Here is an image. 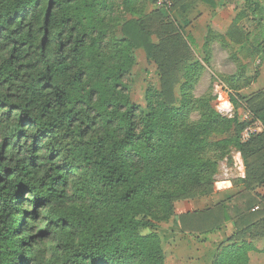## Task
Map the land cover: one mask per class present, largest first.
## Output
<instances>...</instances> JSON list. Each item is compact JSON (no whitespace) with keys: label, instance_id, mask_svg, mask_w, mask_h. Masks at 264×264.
I'll list each match as a JSON object with an SVG mask.
<instances>
[{"label":"trees","instance_id":"obj_1","mask_svg":"<svg viewBox=\"0 0 264 264\" xmlns=\"http://www.w3.org/2000/svg\"><path fill=\"white\" fill-rule=\"evenodd\" d=\"M200 2L216 9L214 0ZM248 10L250 49L264 58V21L256 5ZM145 12V0H0V264H165L160 237L144 231L169 222L175 201L214 194L218 164L232 149L245 168L235 198L179 215L178 226L203 235L231 222L233 238L260 234L264 130L240 136L254 121L264 127V99L249 97L251 122L222 117L211 97L195 99L202 66L169 50L189 54L182 29ZM153 15L157 42L145 23ZM217 37L207 27L206 64ZM135 51L159 80L146 90V113L125 85ZM224 80L240 90V79ZM248 250L242 244L214 264H248Z\"/></svg>","mask_w":264,"mask_h":264},{"label":"rangeland","instance_id":"obj_2","mask_svg":"<svg viewBox=\"0 0 264 264\" xmlns=\"http://www.w3.org/2000/svg\"><path fill=\"white\" fill-rule=\"evenodd\" d=\"M152 0H145L146 4V17H149V14L152 12H158L161 15L164 21L173 22L176 27H180L183 32H181V38L189 49V54L185 55L183 51L179 50L174 51V49L169 46L170 52L173 54L176 53L177 59H180L181 55L184 56L182 61L190 62H199L202 66V70L198 72V80L193 84L191 94L195 99H200L204 97H211V106L214 110L225 118L237 117L239 122H251L253 116L251 113L250 105L247 104L249 97L252 95L258 94L261 95V98L256 100L255 105L260 104L264 99V58L257 56L252 53L249 45L250 37L246 34H253L255 24L252 23L253 16L251 15L248 7L256 5L258 12L255 14V17L259 20L264 21V0H256L252 2H245L244 0H221L220 7L224 9V17L227 24L222 23L221 25L211 26L210 29L214 34L219 35L215 41L209 45V62L206 64L204 62L205 58H208V53L203 52V37L206 34V28L204 31L197 29L198 35L196 33V40H193V43L190 42L191 32L187 29L190 28V21L187 18L183 17V14L178 12V4L173 5L170 9H158L155 7ZM118 14H121L122 19L131 18L126 13H122L118 8L116 9ZM243 13L245 18L241 20L240 23H233L235 17ZM190 19H192L190 17ZM155 15L152 18L146 19L145 23L150 27L152 34L154 35V41L157 42L156 36L159 34L158 21L156 22ZM188 26V27H187ZM227 33H230L231 37H227ZM202 36V39H200ZM225 37V39L223 38ZM221 38L224 39V43L221 41ZM226 44V46H224ZM135 64L132 68L131 75L125 81V85L128 89V94L130 101L140 106L144 113H146L145 107V93L146 90L150 87L155 89L159 88V80L157 77V70L154 63L147 62L142 51H135ZM234 77L235 79H240L239 84L240 90L236 91L233 89L234 84L226 83L225 78ZM182 83V80L179 79L178 84L175 86V100L179 102L180 92L179 87ZM235 102H234V101ZM225 103V105H224ZM191 119L197 121L199 115L197 112L191 114ZM249 129L251 130V135L254 133H259L264 130L263 125L259 121H254V123L246 128L240 136L241 141L244 132ZM220 137H215L214 140L219 139ZM237 154L240 155L238 151L232 149L230 152V157L224 159L218 164V172L214 177L215 183H221L224 180H229L234 185L238 179L242 176V173L235 166V159ZM241 156V155H240ZM214 183V184H215ZM215 184V188H216ZM234 189H240L238 186H234ZM198 195V194H196ZM214 194L210 196L188 200H178L174 202V215L167 223H160L154 229L144 231V233L154 232L158 234L161 240L165 264H181V258L187 259L190 252L184 254L181 253L180 249L186 248L184 244H181L182 240L177 238V226L174 224L177 217L185 211L186 205L190 207L191 211H199L210 208L214 204ZM85 206H88L92 210L95 209L93 204L95 203L92 197H88L85 201ZM95 212H99L96 210ZM198 236L195 235L194 241H198ZM193 238L194 235H191ZM193 240V239H192ZM199 245V244H196ZM233 246V245H232ZM232 246L223 248L220 254H215L216 260L221 261L224 257L231 251ZM236 246H234L235 249ZM193 250V255L196 258H199L202 252H207L212 254V248L207 245L202 246L203 251L198 250L194 247H191ZM177 251V255L172 251ZM186 250V249H185ZM51 257L50 253L45 251L43 252V259L48 260ZM190 257V256H189ZM195 258V259H196ZM189 261H193V258H189ZM197 261V260H196Z\"/></svg>","mask_w":264,"mask_h":264},{"label":"crops","instance_id":"obj_3","mask_svg":"<svg viewBox=\"0 0 264 264\" xmlns=\"http://www.w3.org/2000/svg\"><path fill=\"white\" fill-rule=\"evenodd\" d=\"M216 2V9L213 10L208 5L204 4L203 2H200V0H186L183 3V6L179 4L177 11L182 13L181 7L186 6V11L183 14L184 18L188 17V20L190 21V28L187 29L191 32V37L193 40H196V33L198 35L197 29H200L201 31H204V28L211 26H219L222 23L227 24L224 17V9L221 8L220 2L221 0H214ZM190 17L192 19H190ZM228 25V24H227ZM188 27V26H187ZM204 38V37H203ZM202 39V36L201 38ZM238 157L235 159V166L237 169L242 173V176L240 178H244V164L242 161V158L239 154H237ZM234 185L229 180H224L221 183L216 184L214 198H213V206L210 208L199 210L198 212H205L208 211L217 205L221 203H225L228 198L233 197L238 193L240 189H234ZM260 194H264V186L258 189L257 191ZM235 198V197H234ZM231 200V201H232ZM196 211V210H194ZM193 211L190 210V207L186 205L185 211L182 212V214L191 213ZM174 224L177 226V238H180L182 240L181 244H184L186 248L181 250V253L184 254L183 251L190 252L189 256L185 260V258H181V264H214L216 261L215 254H220L223 248L232 246V249H234V246L239 247L242 244L249 248L247 252V259L248 264H264V222L260 223L259 230H257L260 234L253 235L252 233L245 235L244 238H233L235 235V229L233 227V224L231 222H228L224 225H222L220 228L215 229L213 232L208 234H203L202 236H198V241H194L195 235L192 238L191 235L188 234H182L180 231V228L178 226V221L174 222ZM193 239V240H192ZM196 240V239H195ZM199 244V245H196ZM201 245L208 247L210 246L212 248V254H209L207 252H202L199 256V258L194 257L195 255L193 253V250L191 247H194L198 250L201 249ZM186 249V250H185ZM201 251H203L201 249ZM177 255V251H172ZM189 258H193V261H189ZM196 258V259H195ZM197 260V261H196Z\"/></svg>","mask_w":264,"mask_h":264},{"label":"built area","instance_id":"obj_4","mask_svg":"<svg viewBox=\"0 0 264 264\" xmlns=\"http://www.w3.org/2000/svg\"><path fill=\"white\" fill-rule=\"evenodd\" d=\"M152 1L156 8L166 9V10L170 9L174 2V0H152ZM250 135H251V130L247 129L242 136L243 142L247 141ZM254 210H257V208H255Z\"/></svg>","mask_w":264,"mask_h":264},{"label":"bare ground","instance_id":"obj_5","mask_svg":"<svg viewBox=\"0 0 264 264\" xmlns=\"http://www.w3.org/2000/svg\"><path fill=\"white\" fill-rule=\"evenodd\" d=\"M224 105H225V103H224Z\"/></svg>","mask_w":264,"mask_h":264}]
</instances>
